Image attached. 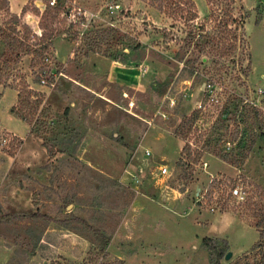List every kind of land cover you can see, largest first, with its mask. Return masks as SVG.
Returning a JSON list of instances; mask_svg holds the SVG:
<instances>
[{"label": "rangeland", "instance_id": "374dc122", "mask_svg": "<svg viewBox=\"0 0 264 264\" xmlns=\"http://www.w3.org/2000/svg\"><path fill=\"white\" fill-rule=\"evenodd\" d=\"M193 1L198 19L187 23L149 0H60L57 7L44 0L43 11L29 6L39 18L34 30L33 22L14 24L0 0V85L19 96L27 83L44 97L25 140L16 136L28 133L13 113L19 99L15 117L0 113V264H236L257 244L264 234V221L256 228L264 217V0ZM74 8L86 17H66ZM229 14L226 43L236 36L238 49L220 57L204 36L219 37ZM14 32L23 55L6 69L3 38H17ZM191 32L204 38L189 42ZM44 34L53 39L41 53ZM117 63L147 76L139 89L109 81ZM44 71L55 88L37 84ZM175 138L191 144L193 159L201 152L199 161L185 157L189 165L180 166ZM145 147L158 159L143 157ZM162 168L160 186L178 205L170 217L137 204L133 178ZM235 188L245 200L231 196Z\"/></svg>", "mask_w": 264, "mask_h": 264}, {"label": "trees", "instance_id": "16d2710c", "mask_svg": "<svg viewBox=\"0 0 264 264\" xmlns=\"http://www.w3.org/2000/svg\"><path fill=\"white\" fill-rule=\"evenodd\" d=\"M7 3V7H8V2L7 0H5ZM150 3H152L153 6L157 5V3H160L161 7L160 9L165 11L166 14H170V16L172 18L175 19V21H178L179 19H184L185 22L187 23H191V22H195L198 19V14L197 11L195 9V4L193 0H149ZM209 2L211 3V0H209ZM52 11L50 9H48L46 11V15L42 17V19L48 18L51 16ZM234 18L232 16V14H229L228 16V20L223 21L222 23V27L225 28V30H223L220 34V36L218 37H210V35L208 36H204L205 38H208V44L212 46L213 48V53H215L216 55H220V57H224V56H231L232 54H235L238 46H237V40L238 38L235 36V42L231 43V44H227L226 41H229L230 36H231V32L228 30V27L230 25L231 22H234ZM13 23L19 25L20 19L17 16H13ZM29 32V33H28ZM15 35H17V38H13L9 35H6L3 38V41L6 45L7 51L4 52L3 54V58H6V62L5 67L6 69H9V64L10 63H19L21 58H22V51H23V47L24 44L21 43L19 38L18 33L14 32ZM27 35L25 38V40L29 41V34L30 31L27 29ZM197 37H199V39H203V36L198 35L195 32H191L189 37L187 38V40L190 42L194 39H197ZM53 39V35L52 34H44L42 36L41 39H39L41 41V47H40V52H44L47 50V46L48 43H50ZM202 40H199V44ZM39 45V44H36ZM35 45V46H36ZM39 51H35V52H39ZM204 51V49H200V52ZM27 54L33 53V49L31 47H28V49L26 50ZM203 58H205V56H202L201 62L203 60ZM45 59V57L42 58V61ZM202 64H204L202 62ZM24 81V80H23ZM1 82V80H0ZM38 84V82H37ZM19 105H20V109L13 110V113L21 120L25 121L26 123H28L30 126L32 124V119L34 118V115L36 114V111L40 108V106L43 103L44 97L42 94L34 91L29 85H27V83H24V87L23 90L19 92ZM204 110V106H201V108H197L195 109L192 114L189 116L188 121L186 122V128L189 127V130L192 129L194 126L196 127V124L200 118V116L202 115ZM254 115V118L257 120L260 116V113L258 111L257 108H252V112ZM32 116V117H31ZM33 132V130L31 131ZM189 131H187L188 134ZM176 135L178 137L184 138L182 133H176ZM230 143V142H229ZM256 143V138H252L250 145L248 146L249 151H251ZM227 143H225L226 145ZM231 144V143H230ZM191 144H186L182 150L181 153V160L179 161V165H183V166H188V162L187 159H193L192 157V151H191ZM202 155L201 152L196 151V158H194L193 160L195 162L199 161L200 156ZM187 159H186V158ZM188 159V160H189ZM264 221V217L262 218L261 222L258 223L256 225V228L260 231L261 229V223ZM206 247L207 249L214 255H217L220 258L224 257L225 255V251H218L216 246L211 245L210 242H206ZM253 256V258L251 259L250 256ZM236 264H264V234L261 232L260 233V239L257 242V244H255L250 253L246 254L245 256H243L241 259H239V261Z\"/></svg>", "mask_w": 264, "mask_h": 264}, {"label": "crops", "instance_id": "0c3cea01", "mask_svg": "<svg viewBox=\"0 0 264 264\" xmlns=\"http://www.w3.org/2000/svg\"><path fill=\"white\" fill-rule=\"evenodd\" d=\"M7 2L9 14L11 16H17L19 17V19L23 20L28 24H31L33 22V24H35V27H33V29L36 30V28H38L39 18L29 11V6H32L34 3V5L38 9L43 11L42 7L45 5L44 0H7ZM146 77V75L140 74L139 72H134L132 68H127V65L121 63L114 64L109 73V81L113 83H118L121 87L127 86L130 89H139L140 79H146ZM0 95V113L3 115H10L11 117H15L11 110L17 104L18 92L9 88L5 89L0 85ZM5 104V108H2V106H4ZM6 130L10 133H13L8 129ZM13 134L16 135L15 133ZM29 134L30 127L28 125V133L26 136H16L21 140H25L27 139ZM175 141L179 142L180 144L179 156L177 158L178 160L179 158H181L184 143L178 138H175ZM146 152H149V154H147ZM142 154L144 155L143 157L151 155H153L155 159L158 157L155 155V152H153V150L148 147H145V151H143ZM159 159L164 161V155L159 156ZM162 169L160 171L158 170V172H152L150 174H147V172H145L143 169H140L139 174L132 178L135 179L138 188L137 204L146 202L148 204V208H150L149 210H152L159 216L161 215L163 217H170L169 210H174V208H176V206L178 205L176 202L171 200V192L168 190H164L160 186L161 179L164 178V174H162ZM152 191H155L156 197H150V195H148L147 192L151 193ZM141 209L143 208L141 207Z\"/></svg>", "mask_w": 264, "mask_h": 264}, {"label": "built area", "instance_id": "2783aa9c", "mask_svg": "<svg viewBox=\"0 0 264 264\" xmlns=\"http://www.w3.org/2000/svg\"><path fill=\"white\" fill-rule=\"evenodd\" d=\"M47 1H48V5L51 7H57L59 2H60V0H47ZM113 8H114L113 6L110 7V9H113ZM76 15H78L81 19L83 17H86V13L81 8H74V10H69L65 16L66 17H68V16L73 17ZM49 62H50V58L45 57V59L43 60V63L48 64ZM47 74L48 73L46 71H44V74L39 76L40 78H39L38 84L43 85V86H47L48 88L53 89V88H55L56 84L54 81H51V83L49 82L50 76L47 77ZM58 75L63 76V73L62 72L58 73V72H54V71H52V73H51V76L54 79H57ZM201 106L198 108H201ZM3 143H6V140H4ZM227 144H228V146L231 145L229 142ZM147 154H149V152H147ZM166 172H167L166 168L162 169V174H165ZM231 196L238 198L241 201L246 199V196L244 194V190L242 188H235V189L231 190Z\"/></svg>", "mask_w": 264, "mask_h": 264}, {"label": "water", "instance_id": "95a60500", "mask_svg": "<svg viewBox=\"0 0 264 264\" xmlns=\"http://www.w3.org/2000/svg\"><path fill=\"white\" fill-rule=\"evenodd\" d=\"M199 191V189H198ZM233 257V252H228V254L226 255L225 259L226 260H230Z\"/></svg>", "mask_w": 264, "mask_h": 264}]
</instances>
